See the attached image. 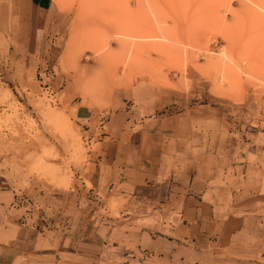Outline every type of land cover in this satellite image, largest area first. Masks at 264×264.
<instances>
[{"label":"rangeland","instance_id":"1","mask_svg":"<svg viewBox=\"0 0 264 264\" xmlns=\"http://www.w3.org/2000/svg\"><path fill=\"white\" fill-rule=\"evenodd\" d=\"M52 3L34 47L29 0H0V184L90 190L88 151L96 139L89 141L75 109L107 111L118 99L117 108L138 118L157 105L182 112L187 133L195 135L186 163L202 159L233 186L227 211L264 216V23L250 12L258 4ZM124 27L132 32L124 34ZM246 106L249 123L242 130ZM110 192L90 199L119 217L128 199ZM124 215L139 224L163 219L158 211Z\"/></svg>","mask_w":264,"mask_h":264},{"label":"crops","instance_id":"2","mask_svg":"<svg viewBox=\"0 0 264 264\" xmlns=\"http://www.w3.org/2000/svg\"><path fill=\"white\" fill-rule=\"evenodd\" d=\"M29 3L35 47L53 3ZM113 107L75 109V121L96 139L88 151L90 190L0 184V264H264V216L227 211L233 186L202 159L186 163L195 135L183 113L157 105L138 118ZM240 119L247 130L248 106ZM112 190L128 199L119 217L90 199ZM151 211L163 219L139 224L124 215Z\"/></svg>","mask_w":264,"mask_h":264},{"label":"bare ground","instance_id":"3","mask_svg":"<svg viewBox=\"0 0 264 264\" xmlns=\"http://www.w3.org/2000/svg\"><path fill=\"white\" fill-rule=\"evenodd\" d=\"M253 1V0H252ZM255 1V4H258L257 6H259V8H260V10L259 11H257L255 8V10L253 11V8H252V11H250V12H252L253 14H251V16L252 17H254L255 19H257L258 20V22H261V23H264V4H262L259 0H254ZM246 5V4H245ZM151 6V5H150ZM247 6V5H246ZM247 8H250L249 6H247ZM247 8H245V9H247ZM248 10V9H247ZM251 10V9H250ZM154 13H155V11H154ZM129 26V25H128ZM132 27H134L133 25H131ZM137 26V25H136ZM139 26V25H138ZM137 26V27H138ZM129 28H131L130 26H129ZM161 28V27H160ZM124 30H125V32H126V34H127V30L125 29V27L123 28V33L125 34V32H124ZM129 31L130 32H132V30L131 29H129ZM130 32H128V34H130ZM135 34V33H134ZM122 36H123V34H122ZM155 44H158V43H155ZM155 44H154V46H155ZM159 45H161V43L160 44H158V45H156V46H158L157 47V49L160 47L161 48V46H159ZM153 46V47H154ZM156 46H155V48H156ZM164 46V45H163ZM165 49V48H164ZM161 50H162V48H161ZM158 51H159V49H158ZM40 160V159H39Z\"/></svg>","mask_w":264,"mask_h":264}]
</instances>
